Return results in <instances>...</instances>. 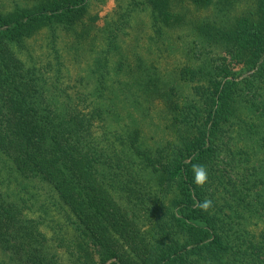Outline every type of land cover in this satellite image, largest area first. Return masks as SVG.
<instances>
[{
  "label": "trees",
  "instance_id": "1",
  "mask_svg": "<svg viewBox=\"0 0 264 264\" xmlns=\"http://www.w3.org/2000/svg\"><path fill=\"white\" fill-rule=\"evenodd\" d=\"M177 1L212 0H147L155 32L180 23ZM87 8L0 3V264H264V0L212 38L242 64L238 76L227 61L206 81L203 67L184 66L191 100L159 90L174 139L155 146L91 98L103 100L101 81L93 91L64 84L57 29ZM44 30L49 53L37 56L29 41ZM156 84H143L146 97Z\"/></svg>",
  "mask_w": 264,
  "mask_h": 264
},
{
  "label": "rangeland",
  "instance_id": "2",
  "mask_svg": "<svg viewBox=\"0 0 264 264\" xmlns=\"http://www.w3.org/2000/svg\"><path fill=\"white\" fill-rule=\"evenodd\" d=\"M0 3L9 11L16 3L31 7L37 0ZM255 6L256 0H212L205 7L177 1L174 12L180 23L157 33L147 0H88L87 10L72 29H57V47L69 78L64 84L70 85L69 92L83 88L93 91L101 81L106 87L104 97L100 95L103 100L97 96L101 91L96 90L91 98L113 105L123 124L131 121L142 128L147 145L173 140V131L166 127L170 115L163 104L165 94L159 95V90L174 87L178 99L191 100V84L179 80V70L184 66L203 67L206 81L212 65L222 66L227 61L238 76L242 64L212 38L222 37L231 19ZM46 36L44 30L29 41L33 54L49 53ZM80 74L83 80L75 82ZM151 82L157 83V94L148 98L144 90ZM87 90L80 94L88 95ZM121 127L116 124L112 129Z\"/></svg>",
  "mask_w": 264,
  "mask_h": 264
},
{
  "label": "clouds",
  "instance_id": "3",
  "mask_svg": "<svg viewBox=\"0 0 264 264\" xmlns=\"http://www.w3.org/2000/svg\"><path fill=\"white\" fill-rule=\"evenodd\" d=\"M194 168V182L197 185H203L207 180V171L203 165H195ZM211 205V201L205 199L201 204L200 207L202 209H207Z\"/></svg>",
  "mask_w": 264,
  "mask_h": 264
}]
</instances>
